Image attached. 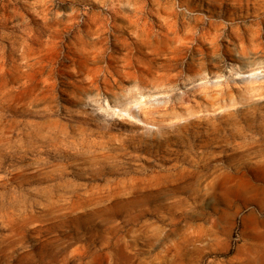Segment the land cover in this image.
I'll use <instances>...</instances> for the list:
<instances>
[{
  "label": "rangeland",
  "instance_id": "rangeland-1",
  "mask_svg": "<svg viewBox=\"0 0 264 264\" xmlns=\"http://www.w3.org/2000/svg\"><path fill=\"white\" fill-rule=\"evenodd\" d=\"M0 264H264V0H0Z\"/></svg>",
  "mask_w": 264,
  "mask_h": 264
},
{
  "label": "bare ground",
  "instance_id": "bare-ground-1",
  "mask_svg": "<svg viewBox=\"0 0 264 264\" xmlns=\"http://www.w3.org/2000/svg\"><path fill=\"white\" fill-rule=\"evenodd\" d=\"M140 47L137 45V51H140ZM140 81H142V78L140 79Z\"/></svg>",
  "mask_w": 264,
  "mask_h": 264
}]
</instances>
